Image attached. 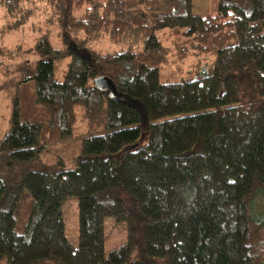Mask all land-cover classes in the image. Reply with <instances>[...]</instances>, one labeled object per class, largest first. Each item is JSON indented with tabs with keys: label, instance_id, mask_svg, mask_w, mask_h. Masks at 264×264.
Wrapping results in <instances>:
<instances>
[{
	"label": "trees",
	"instance_id": "16d2710c",
	"mask_svg": "<svg viewBox=\"0 0 264 264\" xmlns=\"http://www.w3.org/2000/svg\"><path fill=\"white\" fill-rule=\"evenodd\" d=\"M0 5V31L30 23L37 35L21 52L39 57L12 84L0 70V95L12 102L0 163L53 150L72 165L0 179V264H264V214L251 207L264 188V0H217L206 15L192 0ZM134 34L142 48L89 47ZM7 49L0 66L13 57ZM169 58L195 62L162 82ZM96 76L111 78L117 95L95 87ZM77 106L87 126L75 136ZM68 196L78 198L77 246L65 235ZM106 217L127 227L108 254Z\"/></svg>",
	"mask_w": 264,
	"mask_h": 264
},
{
	"label": "rangeland",
	"instance_id": "374dc122",
	"mask_svg": "<svg viewBox=\"0 0 264 264\" xmlns=\"http://www.w3.org/2000/svg\"><path fill=\"white\" fill-rule=\"evenodd\" d=\"M193 1V12L197 14L199 11L197 8H201L199 12L201 15L209 14L212 11L217 3V0H192ZM3 7L0 5V28L5 23L3 17ZM30 23H27L22 30H16L11 33H6L0 31V45L3 48V54L7 53V48L12 53L11 59H3L4 65L0 66V70L3 67L7 68L5 70L7 78L10 79L12 84L15 80L17 72L16 70L22 64L26 63L35 67L38 63L39 57L30 54L21 52L22 49H26L33 44L34 37L37 33L31 30L29 27ZM42 25V24H40ZM56 30L54 31V33ZM129 38V37H128ZM128 38H123L118 42H110L105 39L94 41L89 44V47L93 50L100 51H121L126 49L130 44L138 45L140 48L143 47L144 41L140 36L130 35V40ZM53 44L55 47H60L61 43L59 39L54 37ZM69 61L68 57H63L56 59L54 61V74L55 78L58 81L63 79L67 63ZM194 59L188 58L183 62H174L173 58H169L168 63L160 67V81L162 82H173L179 81L184 75V70L189 68V64H194ZM176 63L180 64L183 70L178 72L176 69ZM177 64V65H178ZM5 69V68H3ZM14 71V72H13ZM10 91L3 92L0 95V138L10 129V117L12 115V102L10 99ZM77 114L76 128L73 130L74 135H80L82 131L86 129L87 122L82 118L83 108L82 106L75 107ZM63 157V160H60V157ZM66 163V164H63ZM72 164V163H70ZM72 167L68 165L65 157L61 152L51 151L48 154H40V156L23 162H17L15 165H7L6 160L0 163V179L3 181L13 180L15 177L21 176L23 173L28 171H52L61 168ZM251 207L253 214L256 216H261L264 214V188H258L252 198ZM62 217L65 227V235L68 238L69 242L73 246L78 245V198L77 196H68L62 204ZM105 226V253L108 254L113 249L118 248L126 239L127 227L124 222H118L114 217H106L104 220ZM39 264H52L51 262H41Z\"/></svg>",
	"mask_w": 264,
	"mask_h": 264
},
{
	"label": "water",
	"instance_id": "95a60500",
	"mask_svg": "<svg viewBox=\"0 0 264 264\" xmlns=\"http://www.w3.org/2000/svg\"><path fill=\"white\" fill-rule=\"evenodd\" d=\"M95 87L100 89L108 88L112 94L117 95L116 86L111 78L107 76H96L93 80Z\"/></svg>",
	"mask_w": 264,
	"mask_h": 264
},
{
	"label": "crops",
	"instance_id": "0c3cea01",
	"mask_svg": "<svg viewBox=\"0 0 264 264\" xmlns=\"http://www.w3.org/2000/svg\"><path fill=\"white\" fill-rule=\"evenodd\" d=\"M197 9H198L199 11L202 10V9L199 8V7H198ZM199 11H197V14H196V15H201V12H202V11H201V12H199Z\"/></svg>",
	"mask_w": 264,
	"mask_h": 264
}]
</instances>
